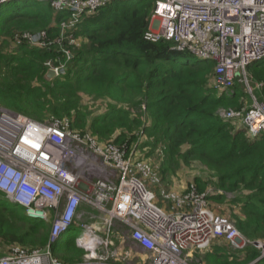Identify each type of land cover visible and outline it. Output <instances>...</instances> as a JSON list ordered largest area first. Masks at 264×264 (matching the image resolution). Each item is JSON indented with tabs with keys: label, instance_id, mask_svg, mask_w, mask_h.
I'll list each match as a JSON object with an SVG mask.
<instances>
[{
	"label": "trees",
	"instance_id": "trees-1",
	"mask_svg": "<svg viewBox=\"0 0 264 264\" xmlns=\"http://www.w3.org/2000/svg\"><path fill=\"white\" fill-rule=\"evenodd\" d=\"M153 6L152 0H112L64 30L68 15L54 12L47 1L7 5L0 13V107L38 122L68 119L72 130L124 146L126 153L149 148L156 153L151 166L159 180L198 164L202 175H195L188 191L206 194L215 215H226L245 238L264 244V133L252 137L238 120L220 115L246 111L250 97L238 88L228 96L216 93L214 62L177 51L167 41L145 40ZM42 31L60 43L38 48L14 40L16 34ZM49 60L66 63L64 75L48 81ZM248 72L261 84L256 97L264 101V61ZM83 97L103 100L101 115L90 118ZM150 188L159 195L157 186ZM48 241L44 222L29 219L0 196V256L40 249ZM227 245L214 239L193 262L250 264L258 258L253 246L230 253ZM82 256L73 244L62 248L65 263Z\"/></svg>",
	"mask_w": 264,
	"mask_h": 264
},
{
	"label": "built area",
	"instance_id": "built-area-1",
	"mask_svg": "<svg viewBox=\"0 0 264 264\" xmlns=\"http://www.w3.org/2000/svg\"><path fill=\"white\" fill-rule=\"evenodd\" d=\"M10 1L0 0V10ZM36 1H47L54 12L68 15L61 27L69 30L80 17L112 0ZM153 4L143 38L171 42L177 51L214 62L211 87L219 95H232L235 83L244 85L252 100L249 108L222 110L220 115L240 120L252 137L264 133V101L254 94L261 84L251 88L247 75L250 66L264 61V0H153ZM68 39L72 44L71 35ZM14 40L38 48L60 43L57 38L50 41L44 31L16 34ZM45 67L54 78L67 71L66 63L58 60L45 62ZM138 150L133 147L126 153L124 146L98 143L89 133L72 130L68 119L38 122L0 108V193L31 220L51 224L49 246L32 252L12 250L0 264H62L50 246L76 225L83 203L101 211L103 226L79 225L76 244L86 251L82 264H113L129 257L111 249L112 241L104 238L115 221L131 232L132 243L146 253L147 264H204L194 258L214 239L238 250L253 246L259 251L256 261L264 258V244L250 241L227 218L215 215L206 194L191 189L180 196L159 188L156 195L150 190L152 185L159 187V176L148 161L131 158ZM115 171L118 181L113 185L108 177ZM158 199L169 201L176 212H166Z\"/></svg>",
	"mask_w": 264,
	"mask_h": 264
},
{
	"label": "rangeland",
	"instance_id": "rangeland-1",
	"mask_svg": "<svg viewBox=\"0 0 264 264\" xmlns=\"http://www.w3.org/2000/svg\"><path fill=\"white\" fill-rule=\"evenodd\" d=\"M152 2H153V0H152ZM7 9V5L6 6H2V12H4L5 10ZM0 19H2V18H0ZM14 33V32H13ZM12 33V34H13ZM17 33H20V32H17ZM10 44H11V42H10ZM10 44H8L3 50H6V49H8V48H10L11 47V45ZM0 49H2L1 47H0ZM247 75H248V78H249V76H250V74H249V72H248V70H247ZM53 80H56L55 78L53 79ZM51 81V80H50ZM249 84H250V87L251 88H255V82H253L252 81V79H251V76H250V79H249ZM235 88H238V89H240V91H241V93L242 94H244V95H247V97L249 96L250 97V95H249V93H248V91H247V89L244 87V85H242V84H239V83H235V85H234V90H235ZM259 90V89H258ZM258 90H255L254 91V94H255V97H256V92L258 91ZM257 98V97H256ZM257 100H259L258 98H257ZM104 103V101L103 100H95L94 98H90V97H83V105L82 106H85V107H87L88 108V113H89V116H90V118L91 117H93V115L94 116H96V115H101V113H100V110L99 109H101V104H103ZM252 104V100H251V98H250V105ZM0 108H2V107H0ZM4 109V108H3ZM49 116V115H48ZM238 122H240L241 123V121L240 120H238ZM75 131V130H74ZM77 132V131H76ZM150 151H151V149L149 150V148H143V149H141V150H138V151H136V152H134V155L131 157L132 159H136V160H138V159H143L144 161H148L150 164H151V162H152V164L154 165V163H155V157H156V153H154V154H150ZM145 155L147 156V157H149V158H146L145 157ZM155 167L157 168L158 167V164H156L155 165ZM154 168V167H153ZM201 170H202V168L198 165V164H194L191 168L189 167H182V168H180L178 171H177V173H176V176H174V177H170V176H167V177H165L166 179L165 180H160V185H159V187L157 186V185H155V186H157L158 188H163V189H165L166 191H172V192H174V193H176V194H178V195H180V196H182L183 194H185V193H187L188 192V190H189V184L191 183L190 181L191 180H193V178L195 177V175H202V174H200L201 173ZM154 171H156V173L158 174V172H157V170H155L154 169ZM159 176V175H158ZM117 171H115L114 172V175L113 176H109L108 177V179L111 181V183L113 184V185H115L116 183H117V181H118V179H117ZM150 190H154V191H156L157 189H150ZM163 203H169L170 204V209L171 210H168V209H166V207H163L162 206V204ZM158 204L160 205V206H162V208L166 211V212H168V213H174V212H176V211H174L171 207L173 206L169 201H166V200H164V199H158ZM168 207H169V205H167ZM209 207V206H208ZM211 210V209H210ZM87 212V213H84V214H82V213H80V216H79V218L76 220V223L77 224H79V225H82V224H87V225H91V224H93L91 227L94 229L95 227H97L98 226V222L100 221V218L103 216V214H101V213H99L96 209H93L92 208V210H84V212ZM88 214H91V215H93V216H95L96 218L95 219H93V220H90L89 218H88ZM223 216H226V215H223ZM227 217V216H226ZM115 229H116V226H115V224L113 223L112 225H111V227L109 228V230H108V233L105 235V237L104 238H109L111 241H112V246H110V248L111 249H115V246H116V242H115V240H114V238H113V234H114V231H115ZM129 232V231H128ZM71 234H72V236H74V237H79L80 236V234H81V230L78 228L77 230H74V231H72L71 232ZM99 236H101V237H103V234L101 233V234H98ZM126 236L127 234H125V233H122V235H120V237H123V236ZM129 246L131 245L133 248H135V249H138L132 242H131V240L129 241ZM229 246V247H228ZM227 247H228V249H227V251L228 252H230V253H232V251H236V250H238V249H236V248H234V246L232 245V244H230V243H228V245H227ZM203 253V252H202ZM206 253V252H205ZM84 255H85V253H83ZM88 255H89V253H87ZM86 254V255H87ZM201 253H199L198 255H200ZM54 255H56L57 257H62V253L61 252H59V251H56L55 253H54ZM147 256V255H146ZM83 260H84V258H83ZM264 260V259H263ZM82 262V261H81ZM80 262V263H81ZM203 262L205 263V260L203 259ZM123 263V262H122ZM196 264V263H195Z\"/></svg>",
	"mask_w": 264,
	"mask_h": 264
},
{
	"label": "crops",
	"instance_id": "crops-1",
	"mask_svg": "<svg viewBox=\"0 0 264 264\" xmlns=\"http://www.w3.org/2000/svg\"><path fill=\"white\" fill-rule=\"evenodd\" d=\"M157 195V190L154 191ZM169 205V207L167 206ZM163 207H166V209L171 210L170 209V204L169 203H163L162 204ZM84 210H92V208L90 206H88L86 203L80 204L79 208H78V213H87L86 211L84 212ZM91 214H88V216ZM116 229L114 231L113 234V238L116 242V248L119 250L121 255H124L125 253H129V257L127 259L124 258H120L117 259L113 262V264H147L148 263V259L146 257V253L140 249H133L132 246H129V241L131 240V232H128V230L126 229V226L124 224L120 223H115ZM79 228V224L76 223V225L73 227V229L71 231H69L61 240L59 244H64V242L66 240H68V238L73 239L74 236H72L71 232L74 230H77ZM81 230V229H80ZM122 233L127 234L126 236L124 235L123 237H120V235H122ZM132 242V240H131ZM225 242V241H224ZM61 249H57L59 250V252H61ZM81 262L80 260L78 261V263ZM123 262V263H122Z\"/></svg>",
	"mask_w": 264,
	"mask_h": 264
},
{
	"label": "clouds",
	"instance_id": "clouds-1",
	"mask_svg": "<svg viewBox=\"0 0 264 264\" xmlns=\"http://www.w3.org/2000/svg\"><path fill=\"white\" fill-rule=\"evenodd\" d=\"M22 1H26V0H19V1H17V0H12V1H10V2H8L7 4H5L4 6H6V5H9V4H11V3H13V2H22ZM2 12V7H1V10H0V13ZM151 18V17H150ZM149 27V26H148ZM171 43V42H170ZM47 72V71H46ZM215 90V89H214ZM216 91V90H215ZM235 91V90H234ZM234 91H233V94H234ZM216 93H217V91H216ZM1 194V193H0ZM1 196V198H4V196H3V194H1L0 195ZM8 203V202H7ZM9 204V203H8ZM11 205H13V204H11ZM14 206H17V205H14ZM19 207V206H18ZM21 208V207H20ZM91 208H93V207H91ZM23 209V208H22ZM93 209H96V208H93ZM99 213H101V211L100 210H98V209H96ZM23 211H24V209H23ZM88 218L90 219V220H93V219H95L96 217L95 216H93V215H89L88 216ZM30 219V218H29ZM76 222V221H75ZM118 221H115L114 222V224L115 223H117ZM48 227H49V240H50V229H51V224L50 223H46V222H44ZM98 224V226L96 227V229L98 228V227H102L103 226V223H102V217L100 218V221L97 223ZM91 225H93V224H91ZM106 227V226H105ZM73 228L71 227V229L69 230V231H71ZM79 229H80V227H79ZM127 229V228H126ZM68 231V232H69ZM68 232H66V233H64V234H62L61 236H60V238L57 240V241H55L53 244H51V246H50V249H51V252H52V255H53V257L56 259V260H58V261H60L62 264H82V262H83V258H84V254H83V256H82V258H81V260L80 261H82L81 263L79 262L78 263V261H76V262H74V263H65L63 260H62V257H57L56 255H54V253L56 252V251H59V250H57V249H60V248H63V247H65L66 245H70V244H73V245H75L78 249H81L82 251H83V253H86V251L84 250V249H82V248H80V247H78L77 246V244H76V238L77 237H74L73 239H70V238H68V240H66L65 242H64V244H59L60 243V240L68 233ZM47 246H49V241H48V243L46 244V246L45 247H43V248H40V249H31L29 252H32V251H34V250H42V249H44V248H46ZM61 253H62V249H61ZM11 253L9 252V254H7V255H4V256H0V259H2V258H5V257H9V256H11L10 255ZM259 256V255H258ZM264 259V258H263ZM263 259H260V260H263ZM260 260H258V261H260ZM257 262V261H256ZM255 262V263H256ZM253 263V262H252ZM254 263V264H255ZM251 264V263H250Z\"/></svg>",
	"mask_w": 264,
	"mask_h": 264
},
{
	"label": "water",
	"instance_id": "water-1",
	"mask_svg": "<svg viewBox=\"0 0 264 264\" xmlns=\"http://www.w3.org/2000/svg\"><path fill=\"white\" fill-rule=\"evenodd\" d=\"M55 77V74L52 70H48L45 74V78L50 81V80H53Z\"/></svg>",
	"mask_w": 264,
	"mask_h": 264
},
{
	"label": "bare ground",
	"instance_id": "bare-ground-1",
	"mask_svg": "<svg viewBox=\"0 0 264 264\" xmlns=\"http://www.w3.org/2000/svg\"><path fill=\"white\" fill-rule=\"evenodd\" d=\"M189 55H192V54H189ZM33 221H35V222H42L40 219H37V220H35V219H33ZM93 242H87V245L88 244H92Z\"/></svg>",
	"mask_w": 264,
	"mask_h": 264
}]
</instances>
